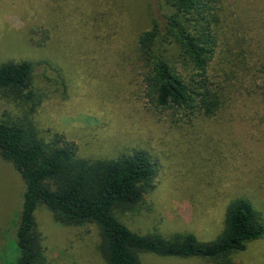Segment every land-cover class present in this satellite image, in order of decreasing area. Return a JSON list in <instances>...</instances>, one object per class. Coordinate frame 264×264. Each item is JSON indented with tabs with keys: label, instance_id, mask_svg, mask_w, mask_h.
I'll list each match as a JSON object with an SVG mask.
<instances>
[{
	"label": "rangeland",
	"instance_id": "374dc122",
	"mask_svg": "<svg viewBox=\"0 0 264 264\" xmlns=\"http://www.w3.org/2000/svg\"><path fill=\"white\" fill-rule=\"evenodd\" d=\"M167 10L161 0H0V64L35 69L29 99L0 93V121L54 133L86 160L146 152L152 189L117 218L137 234H193L214 240L227 206L245 199L264 221V0H224L209 79L220 96L212 116L160 112L144 94L140 32ZM24 183L0 157V264L14 261ZM47 264H106L93 224H61L35 213ZM264 264V235L230 258ZM141 264H215L138 253Z\"/></svg>",
	"mask_w": 264,
	"mask_h": 264
},
{
	"label": "trees",
	"instance_id": "16d2710c",
	"mask_svg": "<svg viewBox=\"0 0 264 264\" xmlns=\"http://www.w3.org/2000/svg\"><path fill=\"white\" fill-rule=\"evenodd\" d=\"M161 1L167 11L155 15L136 41L145 97L160 112L212 116L220 107V96L208 71L219 45L224 0ZM34 69L28 61L0 64V93L29 99L26 90ZM0 157L24 183L17 253L7 264H47L34 219L41 205L61 224L95 225L106 264H141L140 252L232 264L233 254L264 235L263 218L245 199L227 206L223 229L209 242H200L193 234L164 238L131 231L116 212L134 208L152 189L156 173L155 162L141 150L114 159L86 160L63 134L54 133L45 142L33 126L1 120Z\"/></svg>",
	"mask_w": 264,
	"mask_h": 264
}]
</instances>
